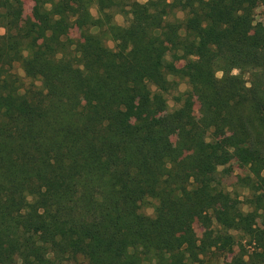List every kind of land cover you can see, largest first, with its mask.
Instances as JSON below:
<instances>
[{"label": "trees", "instance_id": "obj_1", "mask_svg": "<svg viewBox=\"0 0 264 264\" xmlns=\"http://www.w3.org/2000/svg\"><path fill=\"white\" fill-rule=\"evenodd\" d=\"M40 1L21 25L23 1L0 0V264H264V0ZM136 101L151 118L131 122ZM233 162L249 211L219 177Z\"/></svg>", "mask_w": 264, "mask_h": 264}, {"label": "rangeland", "instance_id": "obj_2", "mask_svg": "<svg viewBox=\"0 0 264 264\" xmlns=\"http://www.w3.org/2000/svg\"><path fill=\"white\" fill-rule=\"evenodd\" d=\"M23 1V14L21 19V25H25L28 22H33L36 20V14L41 10V1L40 0H22ZM145 1V0H140ZM45 8L50 9L51 4L46 3ZM97 5H93L91 8V11L94 15H97ZM72 24L68 28V30L65 33L66 38L71 39L72 41H77L82 39L81 37V29H80V21L78 18V15L75 11L71 12L70 14ZM173 17V16H172ZM171 17V19H172ZM175 17L177 18H185L186 17V11L179 10L176 12ZM131 18L130 14L119 12L118 10L114 11V20L116 23L121 25H127L129 23V20ZM260 24H264V5L259 6L255 11V31H257L260 26ZM0 30H3L0 32V34L5 33V28H0ZM44 40V37L39 38V45L42 46V42ZM109 45L113 46L114 43L112 41H109ZM35 49H37L35 47ZM29 53V50L25 51V55ZM185 61H178L176 62V65L180 67ZM14 71L19 74L21 77H24L26 83H29L30 80L25 78V72L21 66V64L18 62L15 64ZM236 73H239V71H236ZM222 73H218V76H221ZM243 76L245 80H247L248 85L251 82V74L249 72L243 73ZM40 84V82H37ZM189 89V85L186 80H180V83L178 85V88L173 91V93L168 95V102H169V108L173 109L177 107L179 104L174 100V94L179 92H184ZM196 97V95H195ZM138 102L136 101L134 103L135 108L131 111V122L136 121L139 118H151L149 115H143L139 114L136 107ZM199 103L196 102L193 111L191 112L188 117L186 118L188 120L193 119H199L201 117L200 111H199ZM165 114V111H159L155 113L157 116H163ZM171 139L173 142H175L177 136L176 132L171 133ZM228 170H226L225 174L219 175V177L222 180L223 187L229 192V195L231 197V202L235 203V206H240L244 211H249L250 206L246 202V197L250 194V190L244 186V181L242 180L243 177H245L249 170L247 167L240 165L238 162H233L230 166H227ZM220 170H223V167L220 168ZM157 204V200L155 199H147L146 201L142 202L141 204V212L147 215H154L155 212V205ZM262 222L261 220H258L257 222V229L261 228ZM194 227L199 235L202 234V228L198 222L194 224ZM254 246V245H252ZM239 244H235V249L239 250ZM250 251L253 250L252 248L249 249ZM261 252H264V247H261ZM231 254L227 251H221V250H213L210 251L208 254L204 255L203 257V264H225L227 261L231 260ZM257 256L256 254L253 255V257ZM248 258V257H247ZM77 264H88V262L84 259H79Z\"/></svg>", "mask_w": 264, "mask_h": 264}, {"label": "clouds", "instance_id": "obj_3", "mask_svg": "<svg viewBox=\"0 0 264 264\" xmlns=\"http://www.w3.org/2000/svg\"><path fill=\"white\" fill-rule=\"evenodd\" d=\"M3 30H0V32H2Z\"/></svg>", "mask_w": 264, "mask_h": 264}]
</instances>
